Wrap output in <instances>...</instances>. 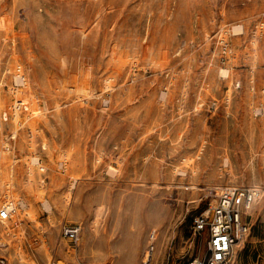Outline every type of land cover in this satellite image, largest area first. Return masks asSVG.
Masks as SVG:
<instances>
[{"label": "rangeland", "instance_id": "obj_1", "mask_svg": "<svg viewBox=\"0 0 264 264\" xmlns=\"http://www.w3.org/2000/svg\"><path fill=\"white\" fill-rule=\"evenodd\" d=\"M0 21V204L19 210L5 264H141L149 243L151 264H187L207 256L193 219L226 186L260 190L231 264H264V0H0ZM29 96L18 144L11 116L29 109L11 105Z\"/></svg>", "mask_w": 264, "mask_h": 264}, {"label": "built area", "instance_id": "obj_2", "mask_svg": "<svg viewBox=\"0 0 264 264\" xmlns=\"http://www.w3.org/2000/svg\"><path fill=\"white\" fill-rule=\"evenodd\" d=\"M259 194L260 190L256 186L224 187L217 195L215 203L204 213L197 214L192 222L193 232H208L207 256L195 257L187 264H231V251L249 232L250 224L246 216ZM9 196L5 194L6 201L0 204V218L8 217L9 212L14 209V202ZM80 230L78 223L62 226V234L74 245L78 242ZM154 234L155 231L151 230L149 238L152 239ZM153 248L154 245L149 243L141 264H150ZM0 264H5L1 257Z\"/></svg>", "mask_w": 264, "mask_h": 264}, {"label": "bare ground", "instance_id": "obj_3", "mask_svg": "<svg viewBox=\"0 0 264 264\" xmlns=\"http://www.w3.org/2000/svg\"><path fill=\"white\" fill-rule=\"evenodd\" d=\"M0 24H3L1 21H0ZM234 29H236L235 28V26H234ZM15 66H16V71H15V73H16V79H17V82L18 83H20V84H22V86H24L23 88H20V89H16V95H17V93H20V92H22V91H26L27 90V85H25L26 84V81H25V78H23L22 77V74L20 73H18V71L20 70V63L19 62H16V64H15ZM18 70V71H17ZM223 71H225V70H223ZM226 72V71H225ZM15 79V78H14ZM108 85V84H107ZM72 88H74V87H72ZM75 89H76V87H75ZM74 89V90H75ZM13 90V89H12ZM5 96V95H4ZM9 97V96H8ZM14 97V96H13ZM6 99H7V97H3V95H2V97H1V95H0V108H3L4 106H5V101H6ZM36 99V96L35 97H31V96H29V97H27V98H22V97H19V98H16L13 102H12V105L11 106H13V110H16V107H19L18 105H21L22 104V102L23 101H25V100H27L26 102H23V104H26L27 105V108L29 109V111H27L26 112V114L25 113H23L24 115L22 116V118L21 119H19L18 117L20 116L19 114H16V112L17 111H14V113H12V120H13V122H14V124H15V128H14V132L15 131H17L18 129L16 128L17 126H16V123L17 122H19L20 121V125H21V127H20V129H21V132L19 131V138H17V141H15V142H17L18 144H21V142L23 141V138H24V132L22 133V130L25 128V126L27 125V124H30V125H33L34 124V122H35V120H34V118H33V116H35V115H37L40 111L38 110L39 108H38V103H37V100H35ZM1 110V109H0ZM12 110V111H13ZM4 121V120H3ZM29 125V126H30ZM31 128V127H30ZM37 129V128H36ZM25 131H26V129H25ZM32 131V130H31ZM18 132V131H17ZM18 137V136H17ZM31 138H33V136L31 137ZM44 139V138H43ZM2 142H4V141H2ZM29 143V142H28ZM43 145L45 146V143L46 142H44V140H43ZM4 144H5V142H4ZM23 144V143H22ZM24 146V145H23ZM4 147V148H3ZM18 147V146H17ZM33 148H34V146H33ZM22 150V149H21ZM9 151H10V148H9V146H8V143H7V146H6V144L4 145V146H2L1 147V149H0V162H4V161H6V159H7V154L9 153ZM32 151V150H31ZM61 152V151H60ZM64 153V152H63ZM66 154V153H65ZM9 155V154H8ZM32 156V155H31ZM35 158V157H34ZM27 159V158H26ZM221 161L226 165V164H228L229 163V158H228V156H227V153L226 154H223L222 155V157H221ZM37 163V160L36 159H31L30 161H27V164L25 165V175L27 176L26 178H25V181H24V183L26 184V185H29L30 183H31V180H32V178H31V176H33L34 174H33V165L34 164H36ZM110 165V164H109ZM42 167V166H41ZM112 167V166H111ZM9 168H11L10 166H9ZM116 169V168H115ZM42 170V169H41ZM108 171H109V169H107ZM113 170V169H112ZM110 171H111V168H110ZM117 171V170H116ZM2 173H1V177H0V187H4V185H6V183H5V171H4V169L1 171ZM55 175V174H54ZM69 175V174H68ZM10 176V175H9ZM77 178V177H76ZM7 180H8V178H6ZM10 179V178H9ZM72 179V178H71ZM6 180V181H7ZM70 180V179H69ZM11 184V182L9 183H7V185H10ZM7 187V186H6ZM7 193V192H6ZM5 193V194H6ZM44 196V195H43ZM6 197H8L7 195H6ZM45 198V197H44ZM43 198V199H44ZM6 199V198H5ZM4 199V200H5ZM57 199V198H56ZM57 202V201H56ZM18 203V202H17ZM43 204L42 205H44L45 206V210H47V209H49V208H51L52 207V204H53V201L51 200H47V198L42 202ZM19 204H21L20 205V207L21 206H25V203H24V201H20V203ZM18 204V205H19ZM57 204V203H56ZM59 205V204H58ZM63 205V204H62ZM62 205H61V208H62ZM43 206V207H44ZM55 206H57V205H55ZM19 207V208H20ZM64 207V206H63ZM21 208H23V207H21ZM19 210H17V212H18ZM17 212H16V207L14 206V209L13 210H11L10 212H9V215H8V217H4V218H0V230L2 229V230H5V231H8L9 229H10V227H11V224L8 222V220L9 219H11V217L15 214H17ZM18 215V214H17ZM157 215H160V212L159 211H157ZM105 229V228H104ZM12 230V229H11ZM86 232H87V234L89 235V237H91V238H95L96 237V232H95V229L93 228V226H91V225H87V229H86ZM102 232V231H101ZM112 232V231H111ZM1 233V232H0ZM5 233H7V232H5ZM9 234V233H8ZM129 234H130V238H131V241L132 242H135V240H136V238H137V236L140 234L139 233V229L138 230H133V229H129ZM110 236H112V235H110ZM110 236H105V243H106V246H107V251L109 252V253H112V251H113V248H112V246H111V244H110V239H111V237ZM113 237V236H112ZM56 246V245H55ZM130 248H132L133 250H136V243H135V245L134 246H131ZM58 249V248H57ZM156 253L157 252H155V248H153V251H152V253H151V260H150V264H151V262H152V260L155 258V256H156ZM145 257V252L142 254V258H144ZM10 264V263H9Z\"/></svg>", "mask_w": 264, "mask_h": 264}]
</instances>
